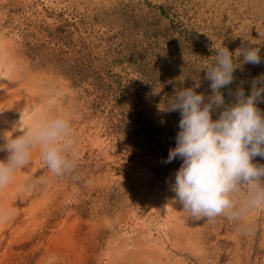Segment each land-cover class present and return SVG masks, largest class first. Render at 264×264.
<instances>
[{"label":"rangeland","instance_id":"rangeland-1","mask_svg":"<svg viewBox=\"0 0 264 264\" xmlns=\"http://www.w3.org/2000/svg\"><path fill=\"white\" fill-rule=\"evenodd\" d=\"M221 44L260 48L262 62L228 86L250 94L264 74V0H0V135H18L56 88L79 152L56 177L37 148L0 191L14 213L0 224V264H264V209L194 220L123 121L142 109L162 117L177 89L210 85L202 68Z\"/></svg>","mask_w":264,"mask_h":264},{"label":"clouds","instance_id":"clouds-1","mask_svg":"<svg viewBox=\"0 0 264 264\" xmlns=\"http://www.w3.org/2000/svg\"><path fill=\"white\" fill-rule=\"evenodd\" d=\"M251 44L257 43L253 40ZM215 51L214 63L202 68L205 79L211 82V95L197 93V84L177 89L168 100L166 110L179 111L181 119L176 146L164 162L182 160L172 190L183 211L194 220L221 215L240 220L253 210L264 209V165L253 162L257 156L264 157V113L257 107L264 101V74L253 78L250 94L238 87L232 103L225 102L221 90L233 83L238 67L258 65L262 58L259 47H242L233 53L221 44ZM240 56L243 60L237 62ZM63 95L59 89H49L31 121L25 123L21 116L16 123L13 129L18 135H0L4 141L0 152L8 154L0 160V191L32 163L37 148L54 176L62 177L76 169L79 152L74 147V112H56ZM214 112L219 113L217 119L212 118ZM242 186H247V195L240 199ZM26 187L31 190L35 185ZM13 214L11 209L0 208V224L10 221Z\"/></svg>","mask_w":264,"mask_h":264},{"label":"trees","instance_id":"trees-1","mask_svg":"<svg viewBox=\"0 0 264 264\" xmlns=\"http://www.w3.org/2000/svg\"><path fill=\"white\" fill-rule=\"evenodd\" d=\"M205 87V88H204ZM204 89L198 91V93H203L206 97L211 95L210 85L203 86ZM222 93L225 98L226 103H232L235 100V96L230 91L229 87H225L222 90ZM230 92L232 94H230ZM164 112V116L155 117L154 114H157V111L150 112L145 110H139L134 113V120H130L129 122L124 121V125L126 128H133V132L140 131V133L144 136L142 140L145 149L149 151L151 154H156L161 157V164L164 170L166 179L175 180V173L180 168L182 164V160L180 158L174 159L170 163H165L164 161L167 159L169 150L176 146V135L179 132V121L177 119V113L171 112L170 115L166 110ZM218 112L213 113V119L218 118ZM143 120V121H141ZM149 155V154H148ZM254 163L264 165V157H259L254 160Z\"/></svg>","mask_w":264,"mask_h":264}]
</instances>
